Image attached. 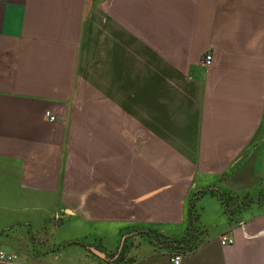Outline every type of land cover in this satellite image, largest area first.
<instances>
[{"label": "crops", "instance_id": "0c3cea01", "mask_svg": "<svg viewBox=\"0 0 264 264\" xmlns=\"http://www.w3.org/2000/svg\"><path fill=\"white\" fill-rule=\"evenodd\" d=\"M0 251L264 264V0H0Z\"/></svg>", "mask_w": 264, "mask_h": 264}, {"label": "built area", "instance_id": "2783aa9c", "mask_svg": "<svg viewBox=\"0 0 264 264\" xmlns=\"http://www.w3.org/2000/svg\"><path fill=\"white\" fill-rule=\"evenodd\" d=\"M193 1L197 2L198 0H193ZM211 62H212V56L210 54H207L204 57V65L209 66ZM44 117L49 122H53L55 120V117L51 115L50 112H45ZM219 243L221 246L230 245L232 243V239L226 235H222L219 237ZM181 258H182L181 255L174 254L170 256L169 261L171 262V264H180ZM15 261H17V255L12 253H7L5 251H0V262L13 263Z\"/></svg>", "mask_w": 264, "mask_h": 264}, {"label": "rangeland", "instance_id": "374dc122", "mask_svg": "<svg viewBox=\"0 0 264 264\" xmlns=\"http://www.w3.org/2000/svg\"><path fill=\"white\" fill-rule=\"evenodd\" d=\"M262 209H263V207H258V208H255V209H252V208H251V210H252L251 212H252V213L249 211V213H246V216H243V217L246 218V217H248L249 215H252V214H254V213L259 212L260 210L262 211ZM177 250H179V249L177 248ZM172 251H173V250H172Z\"/></svg>", "mask_w": 264, "mask_h": 264}]
</instances>
